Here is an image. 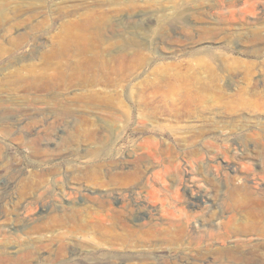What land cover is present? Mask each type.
<instances>
[{"label":"rangeland","instance_id":"1","mask_svg":"<svg viewBox=\"0 0 264 264\" xmlns=\"http://www.w3.org/2000/svg\"><path fill=\"white\" fill-rule=\"evenodd\" d=\"M0 90L3 264H246L218 250L264 189V0H0ZM144 167L154 223L110 237Z\"/></svg>","mask_w":264,"mask_h":264},{"label":"bare ground","instance_id":"2","mask_svg":"<svg viewBox=\"0 0 264 264\" xmlns=\"http://www.w3.org/2000/svg\"><path fill=\"white\" fill-rule=\"evenodd\" d=\"M18 77L20 78L19 81L25 80L20 76ZM8 83L9 82H7V84ZM1 91L2 90H0V92ZM1 106L4 110L9 107L7 102L1 103ZM7 116H9V114L5 115V117ZM193 156H195V152L192 151L186 152L184 154V158H186L187 161L190 160ZM152 158L155 159V150H153ZM152 164H155L153 160ZM151 170L152 168L144 167L141 170H137L134 172L133 180H135V186L128 192V194H126L127 198L118 199V203L120 204V206L117 209L113 208V203L108 199L97 200L96 208H94L95 211L92 218L95 221H98L99 224H102L106 227L110 237H130L135 233L138 234L139 232H141L144 227H152V224L154 222L151 223L152 219L150 220L149 216L146 215L147 211L145 202L141 201L138 197L136 198V200H133L131 198L133 195L139 194V191L145 188L146 181H148L147 174ZM233 171L235 170L233 169ZM255 183L257 184L256 181ZM255 187L258 188L257 186ZM249 189L250 188L247 187L245 183H243L241 185H237L232 190L234 195L242 192L241 194L243 197L241 199H237L234 203V206L236 207V209L244 212V215L247 219L244 224L248 229L239 231L242 226L238 227V224L237 227L232 230V232L226 231L225 234L221 235V239L219 238L220 242L218 252L223 251L226 255L228 254L231 256L237 253L240 257L237 258H239L246 264H264V189H260L261 192L259 193H253L252 191L250 192ZM70 209L73 214L79 213V211L74 207H71ZM42 213L43 211L40 213V215ZM116 228H119L124 233H116ZM249 229H252V231H249ZM62 252L63 251H61L55 258L57 264L60 263V261L58 260L64 258V252ZM221 252L220 254L222 255ZM239 253L242 254L239 255ZM6 260L7 259L6 257H4V254L0 253V264H3ZM107 263L151 264L145 256H136L132 258L121 257L116 259L111 258L108 259Z\"/></svg>","mask_w":264,"mask_h":264}]
</instances>
